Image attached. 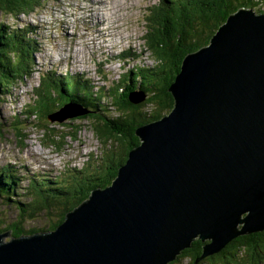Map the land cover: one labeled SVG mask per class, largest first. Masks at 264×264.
<instances>
[{"label":"water","instance_id":"obj_1","mask_svg":"<svg viewBox=\"0 0 264 264\" xmlns=\"http://www.w3.org/2000/svg\"><path fill=\"white\" fill-rule=\"evenodd\" d=\"M168 91L172 109L136 127L140 142L112 181L52 230L0 232V264H168L198 238L195 264L264 230V12L230 14ZM87 113L64 102L48 120Z\"/></svg>","mask_w":264,"mask_h":264},{"label":"trees","instance_id":"obj_2","mask_svg":"<svg viewBox=\"0 0 264 264\" xmlns=\"http://www.w3.org/2000/svg\"><path fill=\"white\" fill-rule=\"evenodd\" d=\"M173 1L159 0L158 3L151 5L149 14L146 15L148 31L143 35L144 47L149 48L154 58L155 64L152 67L142 65L131 67L127 75L128 82L123 81V85L117 82L111 84L114 87L108 86L101 94L93 92L94 84L90 79L68 74L67 71L64 74H55L52 70H46L40 75V86L34 89L36 99L33 109H28V104H25V107L17 113L13 111L10 120L0 118V130H6L7 125H12L14 135L23 137L24 140L25 135L22 132L24 126L22 128L21 122L23 118H27L26 114L29 115L28 120L32 119V116L37 117L38 120V123L33 122L30 127L35 124L40 128L49 126L48 114L51 111H55L64 102L76 101L90 110V113L81 115L79 119H93L95 122L91 128L94 134L102 142L111 141L113 148L118 149L121 154L118 157V164H109L112 157L108 154L106 162L102 165L87 162L88 164L86 163L87 165L82 168L78 165L73 166L66 171L70 172L67 175L68 179L59 178L58 181H54L55 184H46L47 187L35 186L27 182L23 191L19 183L20 176L13 175L15 165L12 163L2 165L0 166V198L4 202L2 212L7 211L11 203L20 207L24 204L30 206L31 215L41 213L46 205L53 208L63 205L60 216L47 230L54 229L65 218L64 213L84 201L92 189L104 187L112 181L117 166L125 161L128 151L140 142L136 135V127L154 121L171 110L174 102L168 87L179 71L183 58L208 44L216 29L238 7H250L254 10L255 6L260 9L262 5L264 6V0ZM43 2L44 0H0V10L4 14L17 16L21 13H29ZM27 25L13 27L0 23V87H5L4 90H0V101L3 99L2 95H7L10 87L14 86L17 80L29 76L34 68L33 52H36L39 46L33 30ZM128 55L130 54L122 53L115 56L120 59ZM133 75L137 78L133 81L136 87L132 86ZM128 85L132 88V92L146 91L144 99L132 104L128 99V92L131 90ZM103 89L104 86L101 90ZM104 95L108 96L110 110L108 104L105 109L100 107L98 102ZM146 106H151V109L144 110ZM111 108L115 111V116H111ZM42 117H45L49 123L42 124L40 121ZM2 134L0 131V135ZM86 168L89 172H84ZM19 170L17 167L18 172ZM97 170L103 172L98 173ZM51 177L54 178V175ZM84 188H87L86 192L69 205L67 200H72ZM29 193L31 200L24 201V204L15 199V196L21 197V195L29 198ZM33 198L34 204L31 202ZM23 213L24 209L20 208L19 214L25 216ZM2 230L6 229L2 228ZM36 231L39 230H31L29 233ZM19 234L20 232L16 233ZM203 243L195 238L190 248L182 250L177 258L168 264H176L184 258H190L188 264H191L201 253ZM263 250L264 230L232 239L219 253L205 257L199 264H264Z\"/></svg>","mask_w":264,"mask_h":264},{"label":"rangeland","instance_id":"obj_3","mask_svg":"<svg viewBox=\"0 0 264 264\" xmlns=\"http://www.w3.org/2000/svg\"><path fill=\"white\" fill-rule=\"evenodd\" d=\"M158 1L44 0L40 6L34 7L27 14L11 16L0 10L1 23L13 27H21L26 22L30 23L27 26L33 30L34 38L39 46L38 50L33 52L34 68L30 75L17 80L16 84L10 87L8 94L2 95L0 118L10 120L14 107L21 109L24 104H28V109H33L34 99H36L34 89L40 86L39 76L46 70H52L55 74H64L67 71L68 74L91 79L96 85L93 92L101 94L108 86L114 87L111 84L117 82L123 85V81L128 82L127 75L131 67L136 65L152 67L155 64L154 58L149 48L144 47L143 35L148 31L146 26L148 10ZM86 5L91 6L90 10L86 8ZM254 8L257 11H264L258 6ZM207 45L209 43L204 46ZM122 53L130 55L121 60L113 59L115 55ZM135 80L137 78L133 75L132 86L134 87L137 86L133 82ZM103 86L104 89L101 90ZM4 88L1 86L0 90ZM130 89L132 90L131 87ZM145 92H139V95H144ZM15 93H19L20 97ZM107 98L108 96L104 95L98 102H100V107L105 109L108 104L110 110ZM58 108L59 106L56 109ZM150 109L151 106L144 108L146 111ZM113 111L111 108V116H115ZM28 116L26 114L27 118H23L21 122L22 128L24 126L22 129L25 135L24 140L23 137L14 135L11 130L12 125H7L9 130H4L0 135V166L7 165V163L15 165V171H11L13 175L20 176L19 183L22 191L27 186V182L35 186L47 187L46 184H55L54 181H58L59 178L68 179L67 175L70 172L66 171L70 166L81 165L82 168L88 163L102 165L106 162L108 154L112 157L109 164H118V157L121 155L119 150L113 148L111 141L102 142L94 134L91 128L95 122L93 119H79L81 116H77L61 123H49L45 117H42L40 119L42 124L46 125L48 122L50 125L40 128L36 124L30 127L33 122L38 123V120L33 116L28 120ZM84 172L89 171L86 168ZM97 172L103 171L97 170ZM51 175H54V178ZM87 188L79 191L72 200H65L69 202V205L73 204L74 200L83 195ZM34 198L31 201L32 204H34ZM15 199L24 204V201L31 200V195L29 193V198L26 195L15 196ZM3 203V199L0 198V232H7L4 240L17 237V232H20L19 236H26L31 230H47L64 208L63 205H58L56 208L46 205L41 213L31 215L30 206H25V204L20 207L11 203L7 211L2 212ZM20 208L24 209L25 216L19 214ZM189 262L190 258H184L176 264H188Z\"/></svg>","mask_w":264,"mask_h":264},{"label":"bare ground","instance_id":"obj_4","mask_svg":"<svg viewBox=\"0 0 264 264\" xmlns=\"http://www.w3.org/2000/svg\"><path fill=\"white\" fill-rule=\"evenodd\" d=\"M172 1H173V0H172ZM93 2H94V1H93ZM173 2H174V1H173ZM103 4H104V3H103ZM87 7H88V10H90L91 6H90V5H86V8H87ZM240 7H241V6H240ZM240 7H238V8H240ZM95 8H96V7H95ZM238 8H237V9H238ZM243 8L253 10V9L250 8V7H243ZM237 9H236V10H237ZM236 10H235V11H236ZM235 11H234V12H235ZM253 11H255V10H253ZM91 12H92V11H91ZM234 12H233V13H234ZM21 14H27V13H21ZM231 14H232V13H231ZM99 15L102 16V14H99ZM92 16H94V14H93ZM95 16H98V15H95ZM102 19H104V17H103ZM102 19H100V20H102ZM0 23H1V22H0ZM25 24H30V23L26 22ZM102 24H103V22H102ZM31 25H32V24H31ZM105 25H106V24H105ZM108 26H109V25H108ZM103 31H104V30H103ZM76 33H77V32H76ZM101 40H102V39H101ZM60 49H61V48H60ZM82 49H83V48H82ZM76 51H77V50H76ZM81 52H82V51H81ZM64 53H65V52H64ZM72 53H73V50H72ZM66 54H67V53H66ZM69 54H70V53H69ZM81 54H82V53H81ZM82 56H83V55H82ZM69 57H70V56H69ZM83 57H84V56H83ZM79 58H80V57H79ZM115 59H117V60H121L122 58L119 59L117 56H115ZM74 60H75V59H74ZM78 64H79V63H78ZM80 64H82V63H80ZM78 67H79V66H78ZM82 70H83V69H82ZM39 81H40V76H39ZM90 81H91V79H90ZM91 82L93 83V81H91ZM19 84H21V82H20ZM94 86H96V85H95V84L92 85L93 88H94ZM24 87H25V86H24ZM137 92H141V91H137ZM15 95L18 96V97H20V94H19V93H18V94L15 93ZM24 98H25V97H24ZM23 106L25 107V104L22 105V108H23ZM22 108H21V109H22ZM21 109L18 108V109L16 110V108L14 107V110H13V111H14V113H17V112L20 111ZM13 111H12L11 114H13ZM12 128H13V127H12ZM5 129H6V130H9V128H5ZM11 130H12V129H11ZM0 131L3 132L4 129H3V130H0ZM1 166H2V165H1ZM80 166H81V165H80ZM70 167H73V166H70ZM70 167H69V168H70ZM44 169H45V168H44ZM48 169L50 170L51 168H48ZM97 188H100V187H97ZM64 219H65V218H64ZM260 231H262V230H260Z\"/></svg>","mask_w":264,"mask_h":264},{"label":"clouds","instance_id":"obj_5","mask_svg":"<svg viewBox=\"0 0 264 264\" xmlns=\"http://www.w3.org/2000/svg\"><path fill=\"white\" fill-rule=\"evenodd\" d=\"M261 8L264 10V7H263V5L261 6ZM256 12V11H255ZM262 12H264V11H262ZM262 12H256V13H262ZM202 48V47H201ZM197 51V50H196ZM195 52V51H194ZM192 53V52H191ZM190 54V53H189ZM73 102H76V101H73ZM52 112V111H51ZM113 112H115V111H113ZM72 120V119H71ZM65 121H67V120H65Z\"/></svg>","mask_w":264,"mask_h":264},{"label":"flooded vegetation","instance_id":"obj_6","mask_svg":"<svg viewBox=\"0 0 264 264\" xmlns=\"http://www.w3.org/2000/svg\"><path fill=\"white\" fill-rule=\"evenodd\" d=\"M127 87H129V85L127 86ZM203 242V241H202ZM200 262V261H199Z\"/></svg>","mask_w":264,"mask_h":264}]
</instances>
